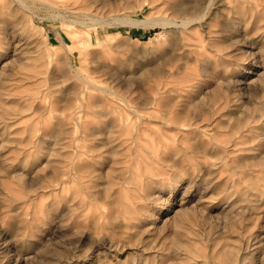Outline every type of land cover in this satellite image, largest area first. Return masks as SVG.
Returning a JSON list of instances; mask_svg holds the SVG:
<instances>
[{"label": "rangeland", "instance_id": "obj_1", "mask_svg": "<svg viewBox=\"0 0 264 264\" xmlns=\"http://www.w3.org/2000/svg\"><path fill=\"white\" fill-rule=\"evenodd\" d=\"M24 1L30 10L0 0V264H264V6L239 10L246 33L224 23L236 0H214L210 39L194 27L187 51L155 62L176 28L154 22H179L171 6L183 0ZM92 85L144 111L159 102L154 86L178 109L193 99L192 120L221 144L145 117L137 142L116 132L123 145L97 154L100 179L63 176L60 155L44 152L62 130L77 136L71 117ZM102 240L112 246L95 255Z\"/></svg>", "mask_w": 264, "mask_h": 264}, {"label": "bare ground", "instance_id": "obj_2", "mask_svg": "<svg viewBox=\"0 0 264 264\" xmlns=\"http://www.w3.org/2000/svg\"><path fill=\"white\" fill-rule=\"evenodd\" d=\"M41 2H43L44 4L46 3L47 5L51 7L57 8V5L54 4L53 2L46 1V0H41ZM250 2L252 3L251 8L264 6L262 0H236L235 5L233 4L234 6L232 7L230 6L231 7L230 9H233V7H235V11H232V12H234L236 16L229 17L227 15L224 23L226 25L228 24L227 22L229 21L235 24L238 23L239 25L243 23V26L238 27L239 30L237 29V31L240 32V30H242L244 32L245 30L246 32L247 31L246 24L249 22V20L243 18L241 19V21H237V19L239 20L241 18V16H239L240 15L239 10L243 11L242 14L244 13V11L246 12L247 8L245 7V4H248V3L250 4ZM12 3L18 4L22 9L23 8L26 10L31 9V6L24 0H9L8 5L11 6ZM215 5L216 4L214 3V0H183L181 2L172 4L171 6L173 15L175 17H181V20H179V22L175 21L170 16L157 17V20L155 22H154L155 19L154 20L151 19L152 20L151 21L149 18L148 21L154 22V24L157 23V24L162 25L163 27L166 25L168 26L175 25L174 27L176 28L173 31V39L171 42V48H168V50L163 51V52L158 51V53L155 56L156 57L155 62L157 60L161 61L165 57V55H168V54L171 55L172 51H174L175 49H179L182 47L185 48V46L190 45V42H188V44L185 42V39L186 38L188 39V37L186 36V33L190 34V30L194 29V27L203 29L205 31V37L203 40L204 41L205 39L209 40L210 37L206 35V32H207L208 24H209L208 18H211V17L210 16L208 17V14L211 12L210 14L214 15L213 13H215V9L213 11L212 8H214ZM20 7H17L14 9L18 10L20 9ZM228 9H229V6H228ZM152 17L155 18V16H152ZM117 19L115 21H117ZM263 19L264 18L259 17L255 22L263 21ZM123 20L124 21H122V18H121V21L123 22V24H126L124 23L125 21L130 22V23L140 22V20H136L132 17H125ZM119 21L120 19H118V22ZM226 29H227V26H226ZM246 33H243V34L240 33L243 37V38L241 37L242 39H247ZM258 41L262 42L264 41V38L260 37ZM248 46L251 47V45H248ZM185 50L187 51L188 49L185 48ZM219 51L220 50L218 48L215 49L216 54L219 53ZM246 52L247 51L243 52L245 56H246ZM173 58L178 60V62L184 60V56L182 54L179 55L178 57L174 56ZM149 60L153 62L151 57L149 58ZM170 64H174V63H170ZM169 71H172V70L170 69ZM25 77L28 78L29 75ZM153 85H158V84H153ZM153 85L151 86L153 87ZM92 87L98 90L99 93L95 97L91 96L90 98H88L86 102L81 104L82 105L81 110L84 112L83 115L78 116L76 115V113H74L72 114V117H71L74 119L75 124L78 127L77 136L74 135L73 137H70L67 135L66 131L62 130L60 132L59 137L56 138V140H54V142L49 147H46L47 149L44 152L46 154V157L48 158H50L49 156L51 154L58 155V156L60 155V161H59L60 166L59 167H63V171L61 172L59 171V172L63 173V176L65 175L67 177H70V175L73 174L74 172L80 171L81 173H87V176H89L88 179L91 181H97L98 179H100V177L102 176V173L101 174L97 173V171L100 169L102 162L104 161L98 160L97 154H101L102 156H104V152L107 150H103V146H105L109 142L114 143L113 141H116V132L117 133L120 132L121 134L124 132L125 133L130 132V137L128 139L132 143L137 142V136L139 135L141 126H144V124L146 125L145 120H143L145 117H147V119H151L152 121L161 123L164 127L175 128L177 131L181 133L187 132L189 130L192 131L194 129L193 133H195V136L201 133H205L209 136L208 142L213 143L215 146H218L219 144H221V142L217 141L212 135V133L206 129L207 128L206 125H205L206 127L205 126L200 127V125H198L192 120L191 111H192L193 99L187 98L188 103L182 104L181 108L178 109L175 103L170 99H169L170 102L161 101L160 100L161 93L155 89L157 88V86H154L155 88L153 90V94H154L153 97L154 99L159 100V102L155 104L153 107H151V109L148 108L147 110L144 111V109H142V107H140L139 105L138 106H132L129 104L126 105L125 103L126 100L124 101L123 99L124 97L122 99L125 105H119L117 103L116 105H113L115 104V102L111 104L112 101L110 98V95L112 93L114 94L112 90L110 91L108 88L100 87L96 85H92ZM172 90H170L171 92H169V94H173L175 92L174 88ZM117 94L119 96L122 95L119 93ZM191 96H193V94H191ZM26 110L27 109H23L21 116L25 114L23 112H25ZM90 116H93L98 119L105 118L106 120H104L100 124V126L98 125L96 127L89 129L87 128V121H89L88 118ZM0 117H4V116L1 115ZM247 118H250V117H246V120H248ZM57 124L60 125L59 122ZM8 126L9 125L5 124L3 127L4 129H6ZM236 126L245 127L246 125L237 123ZM106 127L107 128L115 127L116 130H112V129L106 130L105 129ZM103 133L106 134V137H107L106 140L105 141L97 140L98 139L97 136L99 134L102 135ZM68 137L71 138L72 140L71 143H68ZM91 139L95 140L96 143L94 144L92 142H89V140ZM26 141H27L26 143H28L30 142V139H27ZM116 142H117V145H123L124 143L123 141H120V142L116 141ZM70 147H73V150H71ZM117 150L111 149V151L113 152H116ZM87 158L90 159L89 162ZM75 159L77 160L76 164H74ZM56 164H58V159H57V162L51 163V165H56ZM72 167H74V170H72ZM81 179L79 180L80 183H82ZM61 181H63L62 178H61ZM104 191L108 192L107 186L104 188ZM97 245H96L97 248L95 249L97 253L95 255H98L103 249L106 250L112 246V244H109L108 242L104 240L99 242V244ZM101 247L103 248L102 250H101Z\"/></svg>", "mask_w": 264, "mask_h": 264}]
</instances>
